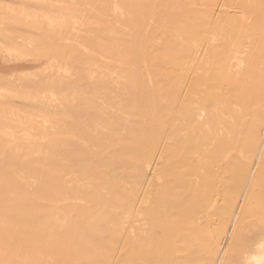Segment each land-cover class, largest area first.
<instances>
[{"label": "rangeland", "instance_id": "1", "mask_svg": "<svg viewBox=\"0 0 264 264\" xmlns=\"http://www.w3.org/2000/svg\"><path fill=\"white\" fill-rule=\"evenodd\" d=\"M258 242L264 0H0V264Z\"/></svg>", "mask_w": 264, "mask_h": 264}, {"label": "bare ground", "instance_id": "2", "mask_svg": "<svg viewBox=\"0 0 264 264\" xmlns=\"http://www.w3.org/2000/svg\"><path fill=\"white\" fill-rule=\"evenodd\" d=\"M214 38V36H213ZM215 39V38H214ZM199 108V107H198ZM200 114V113H199ZM202 115V113L200 114ZM263 140V139H262ZM263 146V144H262ZM262 148V147H261ZM160 190V189H159ZM162 198V197H161ZM158 201V200H157ZM159 203V201H158ZM233 240V239H232ZM236 242V241H235ZM237 243V242H236ZM264 244L262 242H258L254 251L251 253L249 257L246 258L247 264H262L264 261ZM254 246V245H253ZM235 248V247H234ZM236 250V249H235ZM251 252V251H250ZM249 252V253H250ZM242 256V255H241Z\"/></svg>", "mask_w": 264, "mask_h": 264}]
</instances>
